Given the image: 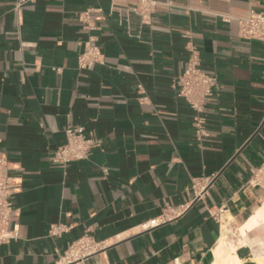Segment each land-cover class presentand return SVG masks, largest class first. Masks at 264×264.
<instances>
[{
  "label": "crops",
  "instance_id": "0c3cea01",
  "mask_svg": "<svg viewBox=\"0 0 264 264\" xmlns=\"http://www.w3.org/2000/svg\"><path fill=\"white\" fill-rule=\"evenodd\" d=\"M145 1L0 0V153L18 230L0 264H264V190L247 185L264 162V44L237 33L264 0ZM88 43L99 61L81 70ZM191 47L217 78L200 141L172 89ZM74 127L99 147L62 167L51 156ZM82 237L99 250L68 262Z\"/></svg>",
  "mask_w": 264,
  "mask_h": 264
},
{
  "label": "built area",
  "instance_id": "2783aa9c",
  "mask_svg": "<svg viewBox=\"0 0 264 264\" xmlns=\"http://www.w3.org/2000/svg\"><path fill=\"white\" fill-rule=\"evenodd\" d=\"M145 3L147 5H145L144 11L149 7H154L155 4L152 0H146ZM90 19V11L82 14L81 21L87 24V28L90 27ZM224 21L229 22V19H224ZM237 33L242 39L264 44V14L250 11L246 18L238 19ZM99 57L98 50L88 43L77 59L78 68L82 70L90 67L99 61ZM216 88V76L207 75L201 71L199 53L194 47H191L188 49L186 67L182 75L175 79L172 89L176 96L183 99L195 112L193 127L195 128V138L199 141L205 136V120L201 114ZM64 134L65 143L56 148L51 156V161L62 167L85 160L91 149L99 147V142L86 135L83 127L68 128ZM11 170L7 157L0 153V244L8 243L18 237V230L15 227L10 228L11 219L16 214L13 197L17 193V187L10 175ZM247 185L251 188L264 190V162L250 170ZM157 224H159L157 220L148 223L149 226H156ZM64 231L58 227H51L49 233L55 236ZM98 250L97 243L88 237H82L68 247L64 258L68 262L82 260Z\"/></svg>",
  "mask_w": 264,
  "mask_h": 264
},
{
  "label": "water",
  "instance_id": "95a60500",
  "mask_svg": "<svg viewBox=\"0 0 264 264\" xmlns=\"http://www.w3.org/2000/svg\"><path fill=\"white\" fill-rule=\"evenodd\" d=\"M263 124H264V123H263ZM263 124L261 125L260 129L262 128ZM260 129H259V130H260ZM257 133H258V132H257ZM257 133H256V134H257ZM249 142H250V141H249ZM249 142L246 143V145L243 147V149L249 144ZM243 149H242V150H243ZM242 150H241V151H242ZM241 151H240V152H241ZM232 161H233V160H232ZM224 170H225V169H224ZM224 170H222V172H220V174L218 175V177L224 172ZM218 177H217V178H218ZM215 180H216V179H215ZM215 180H214V181H215ZM214 181H213V182H214Z\"/></svg>",
  "mask_w": 264,
  "mask_h": 264
},
{
  "label": "bare ground",
  "instance_id": "6f19581e",
  "mask_svg": "<svg viewBox=\"0 0 264 264\" xmlns=\"http://www.w3.org/2000/svg\"><path fill=\"white\" fill-rule=\"evenodd\" d=\"M242 232H243V230H242ZM223 244H224V241L222 240V241H221V245H223ZM225 246H226V245H225ZM229 249H230V250H233V247H232V246H229ZM235 255H236V254H235ZM226 256H228V257H229V255H228V254H227ZM258 260H259V259H258Z\"/></svg>",
  "mask_w": 264,
  "mask_h": 264
}]
</instances>
